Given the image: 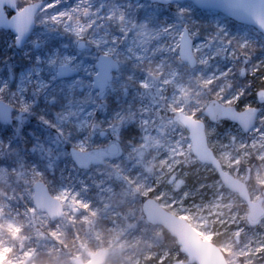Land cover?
I'll return each instance as SVG.
<instances>
[{"label": "rangeland", "instance_id": "obj_1", "mask_svg": "<svg viewBox=\"0 0 264 264\" xmlns=\"http://www.w3.org/2000/svg\"><path fill=\"white\" fill-rule=\"evenodd\" d=\"M16 1L21 9L41 0ZM45 1L22 48L16 47V34L10 29L0 31V100L13 106L11 120L0 121V176L9 173L11 183L0 196V220L9 224L8 210L22 215L14 245L26 246L29 254L43 246V264H73L76 258L88 261L99 249L107 252L104 264L185 260L169 232L146 220L143 202L152 197L216 244L228 264H264V214L259 220L250 219L249 207L239 193L224 185L214 167L196 158L188 131L178 119L179 113H185L205 123L208 145L223 168L243 182L251 199L264 208V34L222 12L201 10L190 1L120 0L126 14L135 15L134 22L121 26L125 30L109 22L107 32L116 40L106 49L101 44L106 38L92 27L68 32L72 23L68 16L47 17L42 23L41 16L60 0ZM101 1L83 2L84 24L97 17L95 11L104 15ZM81 6L71 7V15H82ZM148 14L155 26L166 24L170 30L164 33L167 46L161 55L147 50L145 58L171 62L174 80L167 81L139 52L135 56L126 52L130 42L137 47L144 38L132 35ZM185 29L194 42L195 66L179 54ZM80 42L85 44L82 49ZM55 43L62 54L43 64L44 76L63 91L36 94L24 85L33 74L27 63L30 59L34 65V58L50 52L45 49ZM100 55L119 64L101 94L93 81ZM60 66L77 73L59 77ZM225 66H229L228 78L215 80ZM72 88L80 95L77 104L69 98ZM211 99L238 110L259 108L255 127L244 132L228 119L211 121L205 114ZM74 105L82 109L83 128L79 119L68 115ZM111 144L118 147L115 155L108 151ZM75 150L88 155L86 166L76 159ZM67 176L78 187L71 194L64 192L58 179ZM36 181H43L61 201V218L52 220L35 207ZM0 264H5L1 258Z\"/></svg>", "mask_w": 264, "mask_h": 264}, {"label": "water", "instance_id": "obj_2", "mask_svg": "<svg viewBox=\"0 0 264 264\" xmlns=\"http://www.w3.org/2000/svg\"><path fill=\"white\" fill-rule=\"evenodd\" d=\"M153 3L172 4L176 2L190 1L195 6L205 11H217L226 14L243 24L256 27L264 34V0H147ZM46 4L45 0L36 1L19 9L16 0H0V30L10 29L16 34L15 45L22 48L30 38L35 28V16ZM10 10V14L7 12ZM179 54L182 60L196 65L193 55L194 42L185 29L181 38ZM80 49L85 47L84 42L78 44ZM119 64L110 56L100 55L96 64L98 72L94 75V87L99 93H103L112 80L113 73L117 71ZM77 71L68 66L59 67V77L75 75ZM13 106L0 100V121L11 120ZM260 109L247 107L238 110L234 106H226L216 99L209 100L205 114L211 121L228 119L237 123L244 132H250L256 125ZM179 121L186 128L192 142V151L196 158L205 164L215 168L226 187L238 192L249 207L252 221L258 220L264 214V208L259 201H253L246 185L226 171L219 158L208 145L205 123L191 115L179 113ZM109 153H118V147L111 144ZM74 156L82 166L87 165L88 155L79 150L74 151ZM33 201L37 209L46 211L52 220L63 216L64 207L59 199L52 196L47 185L43 181H36L33 185ZM143 212L146 220L153 225L161 226L175 238L179 249L186 259H178L170 264H228L221 249L213 242L201 237L193 225L172 211L163 207L157 200L148 197L143 202ZM107 252L99 249L92 253L88 261L76 258L73 264H104Z\"/></svg>", "mask_w": 264, "mask_h": 264}, {"label": "bare ground", "instance_id": "obj_3", "mask_svg": "<svg viewBox=\"0 0 264 264\" xmlns=\"http://www.w3.org/2000/svg\"><path fill=\"white\" fill-rule=\"evenodd\" d=\"M84 1L87 0H77L75 3H69L64 0L58 1L54 5H50L48 11H46L42 16H41V22L43 23L45 19L48 17L49 20H54L56 17H58V20H61V17H70L69 19L71 20V24L68 25L66 30L68 32H73L77 30L79 27H89L94 29V33H98L101 35V38H106L105 41H101V44L104 46V48H109V45L111 43V40H116L115 35L110 34L107 32V27L109 24L112 23V25H115L116 27H119L121 30L123 29L121 26H128L133 24L135 15L128 13L126 14V9H124L125 4L120 3V0H112V4L110 2V5H108L109 0H102L101 1V6L105 7L106 11L104 12V15L101 14H96V11L94 12L93 16L97 17L93 20H90V22L84 24V19H83V11L86 10L85 7L81 6ZM48 6V5H47ZM80 7V11L82 15H77L73 16L71 15V7ZM89 9V7H87ZM46 16V17H45ZM151 14H148L144 17V20L139 23L137 27V32H135L132 35V38L135 37L136 35H143L144 38L141 39L139 42L140 44L135 47L134 42H130L127 45L126 52L128 54H133L139 52L141 55L139 57H144V62L148 63L151 62L152 65L154 66V69H156L159 73L164 74V78L167 81H170L171 79H176L175 71L172 68V63L168 62L166 60H163L161 58L155 60L153 59L152 61H149L147 58H145V52L149 50L148 52H153V53H159L162 47L167 46V38H164V33L168 32L170 30L169 26L164 24L162 27L155 26L152 21H151ZM111 22V23H109ZM160 26V25H159ZM112 35V36H111ZM162 36V38H161ZM241 38H244V34H238ZM99 40L98 38H96ZM152 42L154 45H152ZM157 42L160 43L157 44ZM165 44V45H163ZM45 50H48L50 52L46 54H40L38 57L34 58V65L31 63V60L29 59V62L27 63L30 67V72H32V78L28 81H25L24 85L31 89L34 93L38 94L41 91H43L44 96H46V93L50 90H52L54 93L57 92H62L63 88H60L59 85H55L54 83H50L46 78H45V72L43 69V64L45 63H50L51 60H54L57 55L62 54V51L60 48L56 47V43L49 48H46ZM41 52V51H40ZM157 58V57H156ZM63 61L67 60V55L62 57ZM150 63V64H151ZM23 64H21L22 66ZM158 66V67H157ZM23 69H27L26 67H21ZM89 69V68H88ZM226 69H229V66H225L220 73L217 75L215 80H224L228 78L230 75V72L225 71ZM24 71V70H23ZM24 71L23 73H25ZM181 76H178L180 78ZM132 79H135V76H132ZM212 81V79H210ZM75 81V80H74ZM2 82V80H1ZM72 87V85L70 86ZM65 91H68V88L64 87ZM20 90V88H18ZM72 95L69 96V98L72 101H75V103H79L80 100V95H77L76 89L72 88ZM82 112V109L80 108L79 105H74L72 109H70L68 115L73 116L74 119H79V124L80 128L84 127L85 121L83 122V118H79V114ZM83 113V112H82ZM81 113V114H82ZM71 122V121H70ZM77 124V126H79ZM166 158V157H164ZM133 169V168H132ZM132 169L129 168L128 170L132 172ZM2 174V173H1ZM9 173L4 174L3 176H0V196H4L9 188L11 183H8V178ZM62 185L64 186L65 190L64 192L66 194H71L74 193L75 190L78 188L75 182L69 177H60L58 178ZM7 199L3 200V203H6L7 205ZM11 214V215H9ZM5 215H8V221L9 224H5L3 219L0 220V258L5 262V264H24L25 261H27L28 264H43L45 256V248L42 246L41 248H36L34 255H38L36 259L41 258L39 262L35 259V256L30 258L31 255L27 252V247L26 246H15V236L17 234V224L22 222V215L20 213L13 214V212H8L5 213Z\"/></svg>", "mask_w": 264, "mask_h": 264}, {"label": "trees", "instance_id": "obj_4", "mask_svg": "<svg viewBox=\"0 0 264 264\" xmlns=\"http://www.w3.org/2000/svg\"><path fill=\"white\" fill-rule=\"evenodd\" d=\"M167 236H168V237H170V235H169V234H167ZM181 256H182V254H181ZM162 264H167V263H166V262H164V263H162Z\"/></svg>", "mask_w": 264, "mask_h": 264}]
</instances>
